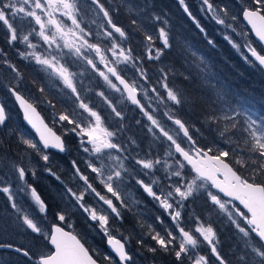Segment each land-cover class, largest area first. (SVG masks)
Returning <instances> with one entry per match:
<instances>
[{
    "label": "snow or ice",
    "instance_id": "1",
    "mask_svg": "<svg viewBox=\"0 0 264 264\" xmlns=\"http://www.w3.org/2000/svg\"><path fill=\"white\" fill-rule=\"evenodd\" d=\"M90 2L93 5L94 15L101 20V23L96 25L97 32L95 36L98 40H110V47H102L99 43L91 42L92 30L91 28L86 30L81 26L82 19L76 0H0V24L6 26L10 35L8 43L14 44L19 41L21 44L26 45L27 49L32 50L28 52L20 51L18 55L22 60L30 59L34 61L36 65L55 77L74 98L73 102L76 104L77 111L68 114L64 111L59 112V114L54 112L53 119L57 123L71 125L70 131L81 138V148L88 156L85 162L86 169L90 170V173L95 174V176L93 177L88 171L82 169L78 161H72V175L79 187L73 188L57 175L56 171L49 166L50 156L48 152L53 149L60 152L66 150L61 136L53 132L45 121L40 118L37 108L29 102L30 98L22 95L19 86L9 83L6 87L18 102L20 108L23 109L24 120L39 134L38 140L22 138L21 150H31L39 156L44 165L43 171L53 176L63 186L62 198L84 212L87 218L98 226V229L106 236L107 244L111 247L115 256L118 257L119 264H131L132 256L126 250V244L110 232V218H122L120 208L125 207L127 204L122 186L129 179L135 180V183L148 196L159 203L171 225L165 228L164 234L156 231L155 234L150 235V239L155 242L158 248L149 247L148 251L155 253L161 250L165 254L171 253L176 264H184L186 255L188 264H209L206 255L200 254L197 257L187 247L192 246V249H196L199 237L209 246L211 256L215 258L217 264H229L218 250L216 233L212 226L204 227L201 225L192 229L186 226L189 222L195 225L201 219L199 216H193L186 222L184 209L187 207L189 200L193 198L196 190L205 186L204 183L198 184L197 181H203L210 182L212 188L217 189L219 193H223L224 197L229 198L223 200L218 194L208 192L211 204L218 206L221 212L227 213L228 219L235 225L238 232L244 238H247L245 239V245L252 251V264H264V183L257 182L253 178L257 174L264 176V164H260L257 169L253 170V177L238 174L229 167L228 163L224 162L223 158L229 157L228 151H220L219 155H210L212 150L201 148L198 142L194 140L190 128L186 126V122L176 118L168 107L164 116L178 128L175 135L170 134V131L162 126L158 119L154 118L152 113L156 109H149L148 106L142 103L140 94L142 93L143 97H150L152 100L158 101L159 104L169 106L168 102L173 105L181 104L177 93L165 81L162 85L166 91L165 97L160 90L161 81L158 80L153 84L146 71L137 63L138 58L133 56L132 51H126L116 41L115 34H119L120 38H125L126 31L114 21L112 9L105 5L104 0H90ZM178 3L192 20L194 26L201 33H206V29L193 16L185 0H178ZM244 3L248 6L240 8L242 18L251 26L258 40L264 43V0H244ZM13 4H17V8L14 9ZM201 6L207 14H210L215 24L223 26L225 30H235L233 24L227 22L226 6L218 7L213 0H201ZM56 12L61 16H66L71 21L72 27H67L55 18L54 13ZM20 14H23V17L32 18L35 25L39 26V31L33 29L28 35L22 37L18 35V30L14 26L12 18L19 17ZM44 17H47V19H44ZM154 19L159 21L160 17L155 16ZM237 19V16H231L232 21ZM92 23H95V21H92ZM131 23L136 25L137 21L133 19ZM33 34L43 41V45L47 46L45 52L36 51L38 45L30 40V35ZM146 38L149 42L153 40L151 35ZM159 38L162 40L164 48L169 47L168 33L164 27L159 28ZM224 38L234 49L240 50L241 45L234 42L230 35L226 34ZM208 42L209 44L213 43L211 40ZM245 46L247 53L259 65L264 66V54L258 52L256 48L252 47L251 44H247V42H245ZM109 52L111 56L107 55ZM92 53L95 55H92ZM65 56H73L81 62L86 61L87 67L102 78L109 88L121 93V95L126 93L127 100L136 106L150 122L151 126L147 128V131L157 139L160 136L164 137L169 142V149L174 147V153L178 154L175 158V164L178 167L175 170H172V165H168L167 161H162L159 157L153 158L151 153L143 156L139 153L133 155L131 145H134L136 141L133 139L130 143H126L121 142L119 139L118 133L124 127L122 124L116 131H109L102 127L101 115L94 110L93 105L87 102L81 88L75 83L76 77L82 74L71 70V66L64 62ZM157 56H159V52H157ZM151 58L149 56V59ZM244 58L247 60L248 56H244ZM4 64L14 74V77L18 78L20 76L15 64L8 60H5ZM100 65H103V70H101ZM121 65H124V67H120ZM129 67L136 70V75L131 82L124 75ZM45 91L44 88L39 89L42 94ZM96 95L107 104L116 118L123 119L121 111L112 104L104 91H97ZM224 119L229 120L233 129L238 126L235 117L231 119L224 117ZM7 120L5 107L0 106V126L6 125ZM209 120L219 122L216 117H209ZM244 130L247 131V129ZM180 133L183 134V139L180 138ZM251 136L254 139L251 150L257 152L259 158L264 160V130L261 131L259 136L256 132H252ZM185 143L187 148L183 146ZM174 153L170 150L166 155L171 159ZM181 157L182 159H180ZM23 159L24 157L21 156V162L13 161L11 167L21 185L19 191L29 194L32 204L35 206L36 215L25 212L14 200V194L9 186L0 187V192L7 195L10 201V209L16 213L17 220L22 221V226L30 230L31 233L44 236L46 242L54 248V251L50 253L39 255L33 261V264H98L90 249L82 243L78 236L65 231L64 225L68 223V215L63 208H58L55 212V222L51 224L47 232L41 227L39 216L42 215L44 219H47L50 205L38 193L35 186L28 181V176H37L39 170L31 167V161L28 165H25L22 162ZM204 161H210L212 166L205 165ZM185 162H187V165H191L195 172V178L190 181L183 173L186 168ZM162 164L165 165L168 171L163 176H156V171L159 170L158 166ZM220 175H223L225 179H218ZM144 176L149 177L151 183L146 182ZM95 180L99 181L106 192H102L97 188ZM108 194H111V196ZM88 196H92L96 200L100 205L99 209L89 205L87 202ZM114 200L119 202V206ZM235 201H239V205H243V209L247 211L244 212L238 205H235ZM229 205H232L231 209ZM104 206H106V209ZM249 214L250 218H248ZM238 218H246L244 219V226H241ZM156 220L161 225L165 224V219L162 216H158ZM250 233H254L259 238V241H261L259 246L250 243ZM137 243L143 244V241H137ZM4 249L14 251L29 260H32L34 256L29 249L15 246L10 242H0V250ZM104 259L109 261V264H115L112 257L105 256ZM240 260L242 264H248L247 255L241 256Z\"/></svg>",
    "mask_w": 264,
    "mask_h": 264
},
{
    "label": "rangeland",
    "instance_id": "2",
    "mask_svg": "<svg viewBox=\"0 0 264 264\" xmlns=\"http://www.w3.org/2000/svg\"><path fill=\"white\" fill-rule=\"evenodd\" d=\"M172 1L174 4L173 11H169L171 13L169 15H165L166 20H163V18L160 17L159 21L154 19L156 14H151L144 8L132 4L130 0H123V2L122 0H104V3L106 6L112 9L113 19L118 25L122 26L121 22L118 20L119 11L117 10V7H124V10L127 12V14L135 15L138 21L141 22V24L137 22L136 25L131 23V25L135 26V28H140L142 25L139 38H135L136 35H133L132 32H130L128 38V34L125 38H120L119 34H115L114 38L126 51L131 50L133 56L138 58L137 63L146 71L147 76L151 78L153 84H155L158 80L161 81L160 90L162 93H164L165 97L166 91L163 89L162 85L163 82L166 81L169 84V87H171L172 90L177 93L181 100V105H183V100L186 95L184 96L181 89L175 85L176 82H173L169 78V75L173 70L170 69L169 63L166 61L167 58L165 53H172L174 51H171L169 36V34L172 33V30H168L169 27L167 26V23L173 25L174 17L178 23V29L175 33L176 44L178 37H186L184 34L185 24L183 26L182 21L187 22L189 20V23L191 24L192 20L183 11L181 5L178 3V0ZM76 2L80 9L79 14L82 19L81 26L86 30L89 28L92 30L93 36L91 37V42L99 43L102 47H110V40H98L95 36V33L97 32L96 25L101 23V20L94 15L93 5L91 4L90 0H76ZM185 2L187 4V0H185ZM192 2V5L196 6L195 12L192 5L187 4L191 13L195 15L202 25L206 26V22L209 23L212 20L210 14H207L206 11L202 9L201 1L193 0ZM219 2H221V0H217L215 4H218V7H222L221 3ZM13 8H17V4H13ZM180 9L182 12L180 14H182V16H180L178 11H176ZM240 14V4L238 1H236L233 3L227 13V22L233 24L235 29L234 31L232 29L225 30L223 26H221V28H217L215 25H211L213 27V35L215 34L218 36L219 41L215 42L212 37L211 41L213 43H208L210 46L208 51H206V44L204 45L203 50L199 51L195 50V47L191 44V42L182 41L191 52L194 51L197 54L196 57L198 60L206 65V75L209 76V82H211V85L215 82H219V85L214 86L217 94L215 99L222 103H218V106L223 109H225L227 106V85L224 81V72L217 66V58L224 59L226 52L228 53L229 51L231 52V56L233 58H241L244 61L243 63L245 68L249 69L248 71L252 69V65L258 67L251 56L247 53L245 42H247V44H251V46L254 48H257L258 45L252 39L248 28L243 24ZM233 15L238 17L236 21L231 20V16ZM21 17H23V14H20L19 17L12 18L14 26L18 30V35L21 37L23 35H28L33 31V29H35V31H39V26L35 25V22L32 20V18L23 17L21 19ZM54 17L64 23L67 27H72L71 21L68 20L66 16H61L58 12H56L54 13ZM44 19H47V17H44ZM92 21H95V23H92ZM165 21H167V23H165ZM160 27H164L168 33L169 47L167 48L163 47V42L159 38ZM135 28H133V31H135ZM226 34L230 35L234 42L241 45L240 50L234 49L229 44V42L225 40L224 36ZM148 35L153 37L151 42H149L146 38ZM0 36L3 38V45L0 46L1 103L4 104L5 107L6 103L9 101L4 95V91H7V84L12 83L19 86L22 95L26 98H30L29 102L33 103V105L42 112L44 118L50 124V127L57 131L64 141L76 148V153L74 154L75 157L68 162L67 166L69 167L58 160V154L48 152V155L50 156L49 166L56 171L57 175H59L65 183L69 184L73 188L79 187L76 179L72 175V161H78L79 166L82 169L88 171L93 177L95 174L90 173V170L86 169L85 162L88 159V156L81 148V138L70 131L72 126L57 123L53 119L54 112L59 114V112L64 111L66 114H68L77 111L76 104L73 102L74 98L71 97L70 92L64 89L63 85L55 77L51 76L40 66L36 65L34 61L30 59L22 60L20 58L18 52H28L32 50L27 49L26 45L21 44L19 41L15 42L14 44H9L8 40L10 35L6 26L3 24H0ZM30 40L32 43L38 45L36 51L41 53L45 52L47 46L43 45V41H41L38 36L34 34L30 35ZM178 46L179 44H177V47ZM214 48L215 50H213ZM222 49H225V52H223ZM157 52H159V56H157ZM92 55L95 54L92 53ZM107 55L111 56V53L109 52ZM149 56L152 58L149 59ZM244 56H248V59L246 60ZM5 60H8L16 65L20 73L18 78L14 77V74L11 73L10 69L5 66ZM64 62L71 66L72 71L82 74L76 77L75 83L81 88L82 94L87 98V102H89L90 105H93L94 110H96L98 114L101 115L102 127H105L109 131H116L122 124L124 127L123 130L118 133L119 139L121 142L126 143H130L133 139L136 141L134 145H131V148L133 149V155L139 153L141 156H143L144 154L151 153L153 158L159 157L162 161H167L168 165H172V170H175L178 167V165L175 164V158L178 156V154L174 153V147L169 149V142H167L164 137L160 136L159 139H157L147 131V128L151 126L150 122L146 117L143 116L136 106L132 105L131 102L127 100L125 94L121 95V93L109 88L104 83L102 78H100L95 72L87 67L86 61L81 62L80 60H76V58L73 56H65ZM19 64H21V68L19 67ZM120 67L123 68L124 65H121ZM212 67L216 68L217 71L214 70L211 72ZM100 68L103 70V65H100ZM124 75L129 80V82H131L132 78L136 75V70L129 67L124 72ZM29 78H31V80H29ZM184 78L187 80L186 75H184ZM40 88H44L46 91L42 94L39 92ZM101 90L104 91L105 94L110 98L112 104L117 107L119 111H121L123 116L122 120L120 118H116L107 104H105L102 99L96 95V92ZM53 93H55V97L58 98L59 101L58 99L56 100L55 98L51 97ZM222 93L223 95L219 96ZM140 99L142 103L149 107V109H156V111L152 113L154 118L158 119L162 126L166 127V129L170 131V134L175 135L178 131L177 126H175L167 119L166 116H164L165 111H167L169 107L176 118H180L182 121L186 122V126L190 128L194 140H196L199 146L205 150L210 149L208 146L206 149V143L208 142H219L220 146L225 148L224 142L232 144V141L234 140L231 135H223L224 130L221 128L224 125H221L220 123L211 127V132H213L214 135L211 138H208L206 134V122L209 120L203 122L201 116H199L198 119L197 117L189 115L187 112L180 113L178 111L179 105H173L171 102H168L169 106L159 104L158 101L152 100L150 97H143L142 93L140 94ZM252 99L241 100V102L247 104L250 107L239 105L229 109L228 114H224V117L229 119L235 117L236 119L239 118L240 121H244L243 130L239 123H237L238 126L235 129L229 131L233 132L235 137L240 138V146L237 151H235V149L228 151L229 157H225L224 159H226V162H229L240 175L248 177H253V170L257 169L260 164H264V160L257 161L254 159V151L251 150V145L254 143L251 133L256 132L257 136H259L261 131L264 130V113L256 112L258 108L251 106ZM10 101L12 100L10 99ZM15 109V106H10V109L6 111L8 123H6L5 127L8 128V133L12 127V122L10 121L11 119L13 120L15 118ZM215 117L218 118V121H220V119L223 117V114ZM228 121L229 120L224 119V123ZM244 129H247V131ZM7 132L5 133L8 134ZM157 135L159 136L158 130ZM22 138H31L35 140V138L30 136L26 131L21 132L20 140H22ZM180 138L183 139L182 133H180ZM4 144L5 142L0 139V147H2ZM183 146L187 148L186 143ZM170 150L174 153L173 158L171 159H169L166 155V153ZM220 151H226V148L219 150V152ZM217 155L219 154L217 153ZM13 156H17V154H11V151L6 150L0 153V187L9 186L10 190L14 194V200L25 210V212L30 215H36L35 206L32 204L29 194L19 191V187L21 185L11 167V163L13 161L17 163L21 162V156L24 157L22 162L25 165H28L29 161H31V167L38 169L39 174L35 177L29 175V183L49 194L47 202L50 205V208L47 213V219H44L42 215L39 216V219L41 220V227L44 229V231L47 232L50 229L51 224L55 222L54 214L58 208H63L68 215V223L64 229L68 230L66 227H70L75 232V234L92 250V253L96 258H99L104 261V263L109 264V261L105 260L104 257L112 256L106 250L104 251L101 249V245L105 242L106 236L98 229L96 224L87 218V215L84 212L62 198L61 193L64 191L63 186L53 176H50L43 171L44 165L40 161L39 156L31 150H21L16 158H13ZM180 159H182V157ZM158 169L159 170L156 171V176H163L165 175V172L168 171L164 164L158 166ZM183 173L189 181L195 178V173L187 166L183 170ZM143 178L146 182L151 183V179L149 177L144 176ZM253 178L257 182L259 181L264 183V176L257 174ZM39 181L41 184L40 186L37 184ZM197 183H204L205 186L203 188H198L194 193L193 198L189 200L187 207L184 209V219L186 222H188L189 218L193 216H199L201 219L195 225L189 222L186 226L189 229L201 225L204 227L212 226L216 233V243L218 250L226 258L229 264H242L240 257L243 255H247L248 264H252V251L245 245V239L247 238H244L243 235L238 232L235 225H233L228 219L227 213L221 212L218 206L212 205L210 199L208 198L209 191L216 194L218 193L213 191L207 182L197 181ZM95 184L99 190L106 192V189H103V186L98 180H95ZM122 192L127 204L125 207L120 208V214L122 218H110L109 230L114 237L121 239L126 244V250L132 256L131 264H166L168 260L167 258L171 259V261H169L170 264L172 262L173 264H176L175 258L171 253L165 254L161 250H158L155 253L148 251L149 247L158 248V246L155 245V242L150 239V235L155 234L156 231H160L162 234H164L165 228L171 226L168 222L166 214L159 206V203L152 197L148 196L143 191V189L135 183V180H126L125 185L122 186ZM1 194L3 193L1 192ZM108 195L111 196V194ZM219 196L223 200H226L221 195ZM3 197L6 200L7 208L10 210V214L7 215L0 205V212L2 213V216H0V237H14L27 241L18 232L28 233L30 240L29 242L25 243V247L34 254L33 258L37 259L44 249V244L47 246L44 236L31 233L30 230H27L26 227L22 226V221L17 220L16 213L10 209V201L8 200L7 195L3 194ZM87 202L90 206H93L97 209L100 208V205L92 196H88ZM114 202L119 206L118 201L114 200ZM104 208L106 209V206H104ZM229 208L231 209L232 205H229ZM158 216L164 217V225L157 223L156 218ZM238 219L241 222V226H244V219L246 218ZM14 226L18 227L19 231L16 232L15 230H10L11 227ZM125 238L129 239L126 240ZM226 239L229 240L227 243L223 241ZM198 240L199 242L196 249H192V246H187L190 251L194 252L197 257L200 254L206 255L209 264H217L215 258L211 256L209 246L206 244V242H203L202 238L199 237ZM255 240L256 239L254 236L250 233V243L257 245L255 243L257 240ZM137 241H143V244H139ZM39 244H42V246L39 249H36ZM2 251L6 253L4 250ZM49 251L50 250L47 247V250L44 254H47ZM3 252L0 254V262H2V264H7V262L11 261L12 258ZM165 255L167 257L165 260L159 262L153 261V257H158V260H161L163 257H165ZM113 261L115 264H118L114 258ZM30 262L33 264V261ZM12 263L23 264L16 260H12ZM184 264H188L187 255L185 256Z\"/></svg>",
    "mask_w": 264,
    "mask_h": 264
},
{
    "label": "trees",
    "instance_id": "3",
    "mask_svg": "<svg viewBox=\"0 0 264 264\" xmlns=\"http://www.w3.org/2000/svg\"><path fill=\"white\" fill-rule=\"evenodd\" d=\"M187 1L192 2L193 0H187ZM216 1L217 0H213L214 4ZM236 1H238V3L240 4V8L242 6H248L246 3H244V0H221V2L219 3H221L222 6H226V11L228 13L229 9L233 5V3H235ZM130 2L136 6H140L144 8L151 14H156V16L163 18V20H166L165 15H169L171 13L169 11H173V7H174L172 0H130ZM215 5L218 6V4H215ZM193 9L195 12L196 6H194ZM117 10L119 11L118 20L121 22L122 27L126 31V35L128 34L127 38L129 37L130 32H132L133 35L134 34L136 35L135 38L136 37L139 38L142 25L140 28H135V26L131 25L130 21L132 19H135L139 24H141V22L138 21L135 15L127 14V12H125L124 10V7H120V8L117 7ZM176 11H178L179 15L182 16V14H180L182 13L181 9L176 10ZM184 24L185 26L191 25L189 23V20L187 22L182 21L183 26ZM211 25H215L217 28H221V26H218L211 20V22L209 23L206 22V33L200 32V35H199V30L196 29V35L193 33L186 35V37H190L188 41L191 42V44L195 47V50L202 51L204 48V45L206 44V51H208L210 48V46L208 45L209 43L208 41L211 40L212 37L215 42L219 41L218 36L213 35V27ZM167 26L169 27L168 30H172V33L169 34V36H170L171 51L172 50L174 51L172 53H165L166 58H167L166 61H168L170 69L173 70L171 74L169 75V78L173 82H176L175 85H177L178 88L181 89L184 96L186 95L183 100V105L180 104L178 106V111L180 113L187 112L189 115L197 117L198 119H199V116H201V119L203 122L206 120H209V117H215V116L223 114L222 119H220L221 122L220 121L217 122L216 120H209L208 122H206L207 137L211 138L214 135L213 132H211V127L220 123L221 125H224L221 128L222 130H224L223 135L224 136L231 135L234 138V140L232 141V144H228L224 142L226 151H230L232 149H235V151H237L240 146V141H239L240 138L235 137V134L233 132H229L230 130H233V128L229 121L224 123V114H228L229 109L234 108L239 105L250 107L247 104H244L243 102H241V100H245V99L251 100L252 97L253 99H252L251 106H255V108L256 107L258 108L256 112L264 113V72L259 67L253 66V65H252V69L248 71L249 69L245 68V65L243 63L244 61L241 58L240 59L233 58L231 56V52L229 51L228 53L226 52V56L224 59L217 58L216 60L217 66L220 70L224 72L223 73L224 81L226 82V85H227L226 92H227V97H228L226 101L227 103L226 108L225 109L220 108L218 106V103L219 104H222V103H220L217 99H215L217 94H216V89L214 88V86L219 85V82H215L211 85V82H209V76L206 75V65L200 60H198V58L196 57L197 54L194 51L191 52L190 49L185 46L181 38L176 40L177 43L175 44L176 36L173 31V27L178 26V23L175 17H174L173 25L167 23ZM133 28H135L136 32L133 31ZM177 44H179L178 47H177ZM2 45H3V38L0 36V46ZM256 49L259 51L261 50L259 46H257ZM213 50H215V48ZM222 50L223 52H225V49H222ZM19 67L21 68V64H19ZM214 70L217 71L216 68L212 67L211 72ZM184 75H186L187 80L184 78ZM29 80H31V78H29ZM4 92H5L4 94L5 97L9 100L5 105V109L6 111H8V109H10V106H14V103L13 101H10V99L12 100V97L8 89L7 91H4ZM221 95H223V93L220 94L219 96ZM51 97L55 98L56 100L58 99L55 97V93H53ZM14 115H15V118H14L15 120L11 119L10 121L12 122V127L9 133L7 132L8 128H6L5 125L0 126V133H1L0 139H2L5 142V144L2 147H0V153L6 150V151H11V154H14V155L17 154L18 156L22 148V144L20 140L21 132L26 131L30 136L32 137L34 136L31 135L29 130L22 124L17 109L14 110ZM236 123H239L240 127L243 130L244 121H240V119L237 118ZM5 132H7L9 135L6 134ZM64 142H65V146L67 150L62 155L58 154L59 156L57 158L58 160L63 162L64 165L67 166L68 162L72 158L75 157L74 154L76 153V148L68 144L66 141ZM207 146L210 147V149L212 150L210 152L211 155H217V153L219 154V150L225 149L224 147L220 146L219 142H213V141L208 142L206 143V149H207ZM17 156H13V158H16ZM254 159H256L257 161L261 160L258 156V153L255 151H254ZM37 184L41 185L40 181ZM35 188L38 190V193L43 197V199L47 201V199L49 198V194L45 193L44 191L37 188L36 186ZM0 205L3 211L7 215L10 214V210L7 208L6 200L4 199L3 194H1V192H0ZM0 216H2L1 212H0ZM65 226L66 225H64V227ZM66 228H68V230H71L73 233H75L70 227H66ZM10 230L12 231L15 230L17 232L19 231V228L14 226V227H11ZM18 233L22 237H24L27 241L14 238V237L2 236L0 237V242H5V243L10 242L14 244L15 246L26 248L25 243L29 242L30 240L28 233L26 232H23V233L18 232ZM223 241L227 243V241L229 240L226 239ZM255 243L258 246L260 245L258 241H256ZM41 246L42 244L41 245L39 244L37 248L36 247H33V248L39 249ZM102 246H104V244H102ZM47 247L48 246L44 244V249L40 253V255L46 252ZM101 249L103 248L101 247ZM4 251L6 253L0 250V254L3 252L4 254L9 255L12 258V260H16L23 264H32L30 261H34L33 259H36V258H33L32 260H29L28 258H25L12 251H7V250H4ZM166 258H167L166 255L161 260H158V257H153V261L159 262V261L165 260ZM167 259L168 260L166 264H170L169 261H171V259L169 258ZM12 260L8 261L7 264H13ZM101 262L103 261L101 260ZM171 264H173V262Z\"/></svg>",
    "mask_w": 264,
    "mask_h": 264
},
{
    "label": "water",
    "instance_id": "4",
    "mask_svg": "<svg viewBox=\"0 0 264 264\" xmlns=\"http://www.w3.org/2000/svg\"><path fill=\"white\" fill-rule=\"evenodd\" d=\"M240 18H241V20H242V22L245 24V26L248 28V30L250 31V34H251V36H252V38L255 40V41H257L262 47H263V49H264V43H262V42H260L259 40H258V38L255 36V33L252 31V29H251V26L250 25H248L247 24V22L246 21H244L243 20V18H242V14H240ZM250 55V54H249ZM252 58V57H251ZM253 60H254V58H252ZM254 62L257 64V65H259L258 64V62H256L255 60H254ZM263 70H264V66H261V65H259ZM122 87V86H121ZM12 96V95H11ZM125 96H126V93H125ZM127 97V96H126ZM12 100H13V102H14V104H15V106H16V108H17V110H18V112H19V114H20V117H21V121H22V123L30 130V132L35 136V138H36V140H38V138H39V134L38 133H36V130L35 129H33L32 127H31V125H29L28 123H27V121H25L24 120V114H23V109H21L20 108V106H19V104H18V102L15 100V98L12 96ZM0 106H2V104L0 103ZM37 113L39 114V116H40V118L41 119H43L42 118V116L40 115V113H39V111L37 110ZM44 120V119H43ZM45 121V120H44ZM46 123V122H45ZM47 124V123H46ZM47 126L49 127V125L47 124ZM52 131L53 132H55L53 129H52ZM56 133V132H55ZM57 134V133H56ZM58 135V134H57ZM62 139V138H61ZM63 141V140H62ZM50 151H52V152H56V153H59V154H64L65 153V151L64 152H60L59 150H56V149H53V150H50ZM224 162H226V161H224ZM204 163H205V165H207V166H209V167H211L212 166V164H211V162L210 161H204ZM227 163V162H226ZM186 164H187V162H186ZM190 168H191V170L194 172V170L192 169V167H191V165H188ZM229 167H231L230 165H229ZM232 168V167H231ZM195 173V172H194ZM218 179H220V180H224L225 179V177L223 176V175H220V176H218ZM209 185H210V187H211V184H210V182H207ZM211 189L213 190V191H215V192H217L219 195H221L223 198H225V199H229V198H227V197H224V195H223V193H219L218 192V190L217 189H215V188H212L211 187ZM236 205H238L241 209H243V205H239V201H235L234 202ZM243 211L244 212H246L247 210L246 209H243ZM248 218H250V214H249V217ZM51 227V226H50ZM65 231H67V230H65ZM69 232V231H68ZM258 241H259V238L254 234V233H251ZM260 242V244H261V241H259ZM48 244V246L50 247V249H51V251H54V248L49 244V243H47ZM106 247L115 255V253L112 251V249H111V247L107 244V241H106ZM4 250H7V249H4ZM14 252V251H13ZM16 253V252H15ZM116 257V256H115ZM117 259H118V257H116ZM99 264V263H98Z\"/></svg>",
    "mask_w": 264,
    "mask_h": 264
},
{
    "label": "flooded vegetation",
    "instance_id": "5",
    "mask_svg": "<svg viewBox=\"0 0 264 264\" xmlns=\"http://www.w3.org/2000/svg\"><path fill=\"white\" fill-rule=\"evenodd\" d=\"M201 1V0H200ZM192 3L193 2H189V1H187V4H190V5H192ZM192 7H194V5H192ZM203 27L206 29V26H204L203 25ZM178 29V26H174L173 27V31H174V33H176V30ZM196 27L194 26V24L193 23H191V25H187V26H185V35H188V34H195L196 35ZM183 34V35H184ZM199 35H200V31H199ZM180 37H178V39H179ZM190 37H181V39L183 40V41H188V39H189ZM177 39V40H178ZM226 160V159H225ZM227 163H229V162H227ZM230 164V163H229ZM230 166L233 168V166L230 164ZM234 169V168H233ZM235 170V169H234ZM236 171V170H235ZM237 172V171H236ZM238 173V172H237ZM239 174V173H238ZM236 205V204H235ZM99 260V259H98ZM100 261V260H99Z\"/></svg>",
    "mask_w": 264,
    "mask_h": 264
},
{
    "label": "bare ground",
    "instance_id": "6",
    "mask_svg": "<svg viewBox=\"0 0 264 264\" xmlns=\"http://www.w3.org/2000/svg\"><path fill=\"white\" fill-rule=\"evenodd\" d=\"M215 35V34H214ZM253 39V38H252ZM254 40V39H253ZM255 41V40H254ZM256 43H257V45L261 48V50L259 51V50H257L258 52H260L261 54H264V49H263V47L257 42V41H255ZM177 43V42H176ZM258 67L261 69V70H263L259 65H258ZM264 71V70H263ZM0 103H1V101H0ZM14 103V102H13ZM2 104V103H1ZM2 106H3V104H2ZM32 135V134H31ZM52 153V152H51ZM66 157V156H65ZM40 186V185H39ZM66 230V229H65ZM68 231V230H67ZM35 239V238H34ZM40 240V239H39ZM31 242V241H30ZM40 242V241H39ZM36 243V242H35ZM30 244V243H29Z\"/></svg>",
    "mask_w": 264,
    "mask_h": 264
}]
</instances>
